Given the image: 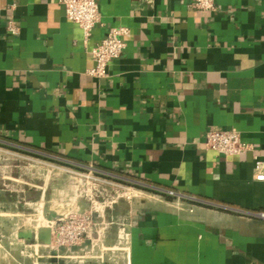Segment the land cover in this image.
Here are the masks:
<instances>
[{"label":"crops","instance_id":"0c3cea01","mask_svg":"<svg viewBox=\"0 0 264 264\" xmlns=\"http://www.w3.org/2000/svg\"><path fill=\"white\" fill-rule=\"evenodd\" d=\"M97 1L101 22L86 42L58 0H0V138L194 203L139 189L102 209L80 200L49 211H92L106 226L96 252L109 250L27 264H264V0H216L215 11L193 0ZM113 27L129 28L126 48L97 79L91 52ZM212 128L239 130L253 149L206 148Z\"/></svg>","mask_w":264,"mask_h":264},{"label":"rangeland","instance_id":"374dc122","mask_svg":"<svg viewBox=\"0 0 264 264\" xmlns=\"http://www.w3.org/2000/svg\"><path fill=\"white\" fill-rule=\"evenodd\" d=\"M83 173L96 180L88 183ZM113 187L120 188L121 199H129L128 195L133 199L141 189L194 203L176 191L172 195L142 181L99 171L91 173L90 169L73 164L59 154L20 148L17 143L0 138V264L48 259L55 250L37 234L39 229H45L47 213L60 211L67 205L77 206L80 200L102 209L110 204L112 192L115 193ZM102 188L110 191L101 195L97 190ZM44 194L46 201L41 202Z\"/></svg>","mask_w":264,"mask_h":264},{"label":"built area","instance_id":"2783aa9c","mask_svg":"<svg viewBox=\"0 0 264 264\" xmlns=\"http://www.w3.org/2000/svg\"><path fill=\"white\" fill-rule=\"evenodd\" d=\"M65 7L68 19L78 23L84 31L85 41L87 42L93 33L94 28L101 22V12L97 0H58ZM192 5L198 10L215 11L218 8L216 0H193ZM7 29L18 34L21 27L14 20H10ZM130 32L128 27L111 28L104 39L92 49V55L95 61L94 67L89 69L88 73L97 78L102 79L108 77V66L115 59L119 58L126 48L124 37ZM205 147L217 151L226 156L242 155L248 150L253 149V144L245 141L242 134L237 129H218L212 128L205 135ZM256 168L260 171L257 174L259 180L264 181V161L256 156ZM81 166V165H80ZM84 167V166H82ZM86 168V167H85ZM87 169L96 171L93 167ZM87 182L96 180L90 174L83 173ZM105 181V180H104ZM114 186V185H113ZM115 193L112 192V200L115 203L121 197L120 188L113 187ZM101 195L109 192L107 188L97 190ZM170 194H175L174 190H164ZM126 192V191H125ZM132 199L131 195L127 196ZM264 216V213H262ZM44 228L48 230L47 246L51 250L60 251L65 249L70 253L71 257L79 258L81 261L85 258H105V251L109 249L105 246L101 247V252L97 253V248L102 245L101 237L106 226L96 221L95 214L90 212H71L68 215H62L57 219L47 218ZM123 236H120L119 248L126 240L125 229H122ZM90 240V246L85 245L86 240ZM79 247L83 252L78 253L76 248Z\"/></svg>","mask_w":264,"mask_h":264}]
</instances>
